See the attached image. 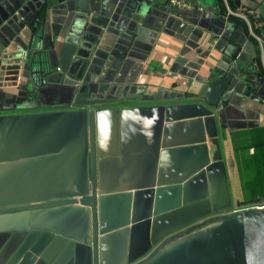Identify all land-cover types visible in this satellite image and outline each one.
Instances as JSON below:
<instances>
[{
  "label": "water",
  "instance_id": "water-1",
  "mask_svg": "<svg viewBox=\"0 0 264 264\" xmlns=\"http://www.w3.org/2000/svg\"><path fill=\"white\" fill-rule=\"evenodd\" d=\"M185 1L192 7L0 0V29L12 28L19 46L3 41L0 70L25 78L39 107L52 94L66 106L15 113L16 99L0 105V264H197L236 250L238 236L259 243L224 264H264V206L233 202L219 135L234 94L264 101V77L232 67L240 46L208 0ZM153 27L183 44L177 62L192 81L183 102L99 107L151 47ZM218 36L226 65L208 76L189 70ZM193 53L200 58L188 59Z\"/></svg>",
  "mask_w": 264,
  "mask_h": 264
},
{
  "label": "crops",
  "instance_id": "crops-1",
  "mask_svg": "<svg viewBox=\"0 0 264 264\" xmlns=\"http://www.w3.org/2000/svg\"><path fill=\"white\" fill-rule=\"evenodd\" d=\"M182 1L185 6L180 9L192 7L189 2ZM18 6L19 10L23 8V5ZM205 7L213 8L218 16L226 19L230 28L229 42L234 40L240 46L239 58L232 62V67L249 70L253 66L264 77V0H208ZM0 10H3L2 6ZM231 12L240 16H233ZM38 17L42 16L39 14ZM35 18L36 15L33 20ZM0 30V53L4 54L6 49L3 41L12 42L15 31L9 27H1ZM224 32L225 30L222 34ZM205 33L206 40H210L213 36L212 30H205ZM219 40L221 36L217 37L212 46L206 44L210 53L205 58H200L201 55L196 53L188 56V59L200 58L201 65H195L198 69L189 68L188 65L186 67L196 70L202 76H208L214 67L221 70V64L226 65V50L219 52L215 49ZM144 45L151 47H147V51L139 52L133 65L115 86L118 88L116 93L114 94L113 89L103 95L105 100L108 96L116 100L112 99L108 105L99 107H134L183 102L180 96L192 85V81L181 74L183 67L177 62L183 44L174 36L162 34L153 27L148 29ZM223 46L227 45L224 43ZM14 48L19 46L12 42L10 49ZM13 74V71L0 70V76L4 78L0 81V105L10 104V100L16 99L20 110L15 113L52 111L66 107L60 105L61 95L58 94H52L45 101V105L39 107L31 101L33 93L21 87L27 80L24 78L23 81L16 82L13 80ZM166 96L167 101L160 102ZM219 126L221 151L233 202L245 204V207L264 205V101L256 95L248 97L244 94H234L224 107ZM244 193H251L255 198L246 201Z\"/></svg>",
  "mask_w": 264,
  "mask_h": 264
},
{
  "label": "rangeland",
  "instance_id": "rangeland-1",
  "mask_svg": "<svg viewBox=\"0 0 264 264\" xmlns=\"http://www.w3.org/2000/svg\"><path fill=\"white\" fill-rule=\"evenodd\" d=\"M254 238V237H253ZM241 237H237V248L236 250H228L223 252L215 253L214 255H211L203 260H201L197 264H224L227 262H230L232 259V255L237 254L239 257H242L243 255L250 253L253 251L257 245H258V238H254V240H250L247 243L241 244Z\"/></svg>",
  "mask_w": 264,
  "mask_h": 264
},
{
  "label": "built area",
  "instance_id": "built-area-1",
  "mask_svg": "<svg viewBox=\"0 0 264 264\" xmlns=\"http://www.w3.org/2000/svg\"><path fill=\"white\" fill-rule=\"evenodd\" d=\"M168 4H170L173 7L176 8H183L185 6V3L182 0H166ZM231 15L233 16H240L238 13L231 12ZM242 17V16H241ZM264 205L257 206V207H263Z\"/></svg>",
  "mask_w": 264,
  "mask_h": 264
},
{
  "label": "trees",
  "instance_id": "trees-1",
  "mask_svg": "<svg viewBox=\"0 0 264 264\" xmlns=\"http://www.w3.org/2000/svg\"><path fill=\"white\" fill-rule=\"evenodd\" d=\"M244 190H245V188H244ZM244 194H246V195H244L246 201H252V199L255 198V196L252 195L251 193H244Z\"/></svg>",
  "mask_w": 264,
  "mask_h": 264
}]
</instances>
